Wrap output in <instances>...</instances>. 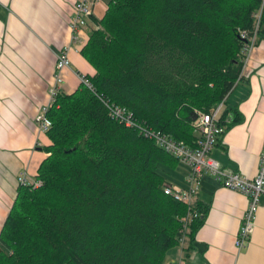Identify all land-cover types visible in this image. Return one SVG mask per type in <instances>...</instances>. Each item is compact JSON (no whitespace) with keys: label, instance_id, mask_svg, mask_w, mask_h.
<instances>
[{"label":"trees","instance_id":"trees-1","mask_svg":"<svg viewBox=\"0 0 264 264\" xmlns=\"http://www.w3.org/2000/svg\"><path fill=\"white\" fill-rule=\"evenodd\" d=\"M260 8L258 40L264 0H106L80 50L94 68L86 74L93 90L80 83L50 108L48 155L35 174L42 183L18 185L0 230V264H164L186 213L163 191L179 161L112 119L105 103L194 145L193 117L242 79L239 30ZM227 98L226 130L243 120Z\"/></svg>","mask_w":264,"mask_h":264},{"label":"crops","instance_id":"crops-1","mask_svg":"<svg viewBox=\"0 0 264 264\" xmlns=\"http://www.w3.org/2000/svg\"><path fill=\"white\" fill-rule=\"evenodd\" d=\"M75 1L0 0V230L16 197L17 176L26 172L35 177L48 155L42 147L50 141L39 131L35 116L48 102L55 53L70 42L69 20ZM105 9L106 0H98L80 32L85 39L82 46ZM68 57L70 67L62 71L65 92L80 84L77 73H94L80 51L70 50ZM227 104L236 108L243 120L218 138L211 156L222 168L252 178L258 172L264 144V39L257 41ZM180 164L183 168L177 181L169 182L184 187L189 170ZM194 204L201 213L205 211L203 223L183 245L177 243L167 251L164 264H264V198L249 242L240 251L235 239L247 206L246 196L205 174Z\"/></svg>","mask_w":264,"mask_h":264},{"label":"built area","instance_id":"built-area-1","mask_svg":"<svg viewBox=\"0 0 264 264\" xmlns=\"http://www.w3.org/2000/svg\"><path fill=\"white\" fill-rule=\"evenodd\" d=\"M98 0H76L73 6V13L69 20L71 30L70 42L62 46L55 53V65L53 81L48 87V102L42 105L35 116V123L40 132L46 133L52 121L49 117V110L54 104L56 97L62 92L64 68L70 67L68 52L70 50L80 51L84 38L80 35L81 30L87 25L93 15V8ZM260 8L254 13V22L250 29L239 30V36L243 40L239 52L242 69L240 76H243L244 69L251 58L253 50L258 41V31L261 18ZM79 81L86 88L93 90L92 82L85 74L77 73ZM240 79V78H239ZM237 80V84L240 80ZM234 84V85H235ZM227 95L207 112H197L193 120L194 131L197 138L194 145H189L183 140L172 138L159 130H153L144 124H137L133 113L126 107L105 103L109 116L123 123L126 126H137L143 136L154 140L155 144L167 153L173 155L178 161L188 167L186 185L184 187L166 184L163 187L165 194L186 206V213L180 218L181 228L178 236V244L183 245L190 232V224L199 218L202 213L196 208L194 201L199 192L200 181L203 175L207 174L217 181L221 186L240 192L247 198V206L242 216L241 224L235 239V247L240 251L249 242L255 228L256 216L261 198H264V144L259 153L258 172L252 178H247L237 171L222 168L211 156V151L220 136L226 131L229 116L223 117L226 106ZM18 185H32L38 187L41 180L30 177L26 172L17 176ZM177 264V263H173Z\"/></svg>","mask_w":264,"mask_h":264},{"label":"rangeland","instance_id":"rangeland-1","mask_svg":"<svg viewBox=\"0 0 264 264\" xmlns=\"http://www.w3.org/2000/svg\"><path fill=\"white\" fill-rule=\"evenodd\" d=\"M182 168L183 166L179 163L178 166L174 170H171L170 174H168V179L172 181H177Z\"/></svg>","mask_w":264,"mask_h":264},{"label":"bare ground","instance_id":"bare-ground-1","mask_svg":"<svg viewBox=\"0 0 264 264\" xmlns=\"http://www.w3.org/2000/svg\"><path fill=\"white\" fill-rule=\"evenodd\" d=\"M109 114V113H108ZM126 126V125H125ZM127 127H137V126H127ZM151 139V138H150ZM153 140V139H152ZM154 141V140H153ZM155 143V142H154Z\"/></svg>","mask_w":264,"mask_h":264},{"label":"water","instance_id":"water-1","mask_svg":"<svg viewBox=\"0 0 264 264\" xmlns=\"http://www.w3.org/2000/svg\"><path fill=\"white\" fill-rule=\"evenodd\" d=\"M195 118V116L193 117V119Z\"/></svg>","mask_w":264,"mask_h":264}]
</instances>
